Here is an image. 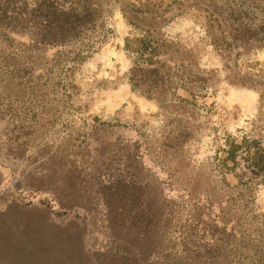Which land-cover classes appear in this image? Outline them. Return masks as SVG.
Returning <instances> with one entry per match:
<instances>
[{"label":"rangeland","instance_id":"1","mask_svg":"<svg viewBox=\"0 0 264 264\" xmlns=\"http://www.w3.org/2000/svg\"><path fill=\"white\" fill-rule=\"evenodd\" d=\"M162 32L205 77L199 97L133 87L125 44L139 32L112 3L81 62L52 61L53 51L29 61L26 36L0 34V215L41 227L19 240L47 242L68 264H83L80 249L91 264H264V174L226 161L232 140L253 127L264 136V92L231 82L237 73L264 82V48L230 65L196 10ZM45 225L68 229L54 237Z\"/></svg>","mask_w":264,"mask_h":264},{"label":"trees","instance_id":"2","mask_svg":"<svg viewBox=\"0 0 264 264\" xmlns=\"http://www.w3.org/2000/svg\"><path fill=\"white\" fill-rule=\"evenodd\" d=\"M111 3L139 32L138 37L126 42L125 51L132 59L131 84L148 96L160 99L182 88L192 98H197L209 87L205 77L190 67L191 61L182 58L178 43L169 42L162 32L164 24L174 14L186 10L205 14L212 46L230 65L237 62L242 52L264 48V0H173L164 9L135 8L120 0H0V34L26 36L27 51L33 54L29 61L36 60L35 52L53 51L52 61L56 59L63 65L81 62L94 52L98 43L96 36L105 26V15ZM231 82L264 92L263 80L248 74L237 73ZM258 130L253 127L240 141L232 140L226 161L248 162L254 174L262 175L264 136L257 137ZM15 221L9 210L0 215V264L74 262L70 256L61 259L45 252L46 247L51 246L47 242L39 241L41 245L21 242L20 237H32L38 230L41 235L42 230L36 225L18 226L20 223L14 224ZM54 227L57 229L48 225L43 228L51 231L54 237H61L68 229L66 225ZM53 247L56 251V244ZM80 250L77 257L82 259L81 263L91 264L89 255ZM42 251L44 255L40 261L34 253Z\"/></svg>","mask_w":264,"mask_h":264}]
</instances>
